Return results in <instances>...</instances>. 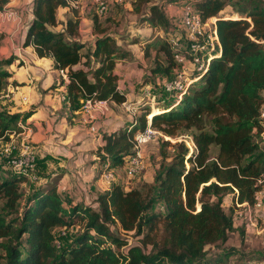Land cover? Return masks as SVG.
Wrapping results in <instances>:
<instances>
[{
	"label": "trees",
	"instance_id": "trees-1",
	"mask_svg": "<svg viewBox=\"0 0 264 264\" xmlns=\"http://www.w3.org/2000/svg\"><path fill=\"white\" fill-rule=\"evenodd\" d=\"M6 3L0 0V10ZM135 3L139 13L147 6L145 22L164 34L145 46V58L153 65L143 84H153L155 77L170 80L179 69L167 5H191L203 22L215 18L219 45L200 54L203 68L194 67L190 79L195 81L180 98L176 93L177 101L154 111L146 106L131 128L104 135L100 158L109 169L124 168L135 153L134 134L145 129L148 115L152 128L164 136L191 132L196 149L188 156L184 142L172 145L162 138V162L153 183L129 191L123 184L113 185L99 195L95 209L67 204L56 184L25 197L24 177L0 174V264H209L207 247L226 244L236 230L233 209L224 210L223 198L230 195L234 207L252 205L264 189V0ZM60 10L71 15L65 22L58 19ZM32 13L24 45L33 46L38 57L51 59L52 68L65 74L73 110L81 109L86 99L117 105L126 101L118 90L117 70L132 55L98 19L88 44L78 39L79 9L64 0H33ZM11 62L0 61V96L10 77L2 67ZM20 119L27 116L0 112V135L14 130ZM171 146L174 153L169 155ZM155 205L164 212H153ZM58 229L76 230L59 246ZM121 233L134 234L138 244L128 246ZM231 255L226 251L211 262L227 264Z\"/></svg>",
	"mask_w": 264,
	"mask_h": 264
},
{
	"label": "crops",
	"instance_id": "crops-1",
	"mask_svg": "<svg viewBox=\"0 0 264 264\" xmlns=\"http://www.w3.org/2000/svg\"><path fill=\"white\" fill-rule=\"evenodd\" d=\"M83 1L81 0L80 6ZM32 3L33 0H7L3 10H0V61L12 58L11 64L2 67L10 73V77L7 79L6 89L0 96V112L27 116L25 122L29 131L17 141L26 140L30 150L35 154L36 164L24 179L34 181L39 177L41 184L37 189L48 184H56L58 193L67 204H80L95 209L99 195L108 192L113 185H125V179L122 178L124 168L113 170L119 179L116 178L113 182L104 179L105 161L101 160L98 149L103 146L104 135L117 132L124 127L131 128L143 112L141 107L144 105L140 104L144 97L135 95L138 85L135 77L138 74L136 69L138 62L143 64L144 59L148 60L144 55L145 47L143 46L144 50H140L136 59L119 63L117 70L120 78L118 90L126 97L124 103L129 104V100L137 96L134 102V106L137 107L131 105L133 108L132 117L129 116L131 121L113 110L114 106L120 107L124 103L121 105L112 103L106 115H97L95 123L97 132H91L89 125L83 121L82 108L73 110L67 101L68 78L65 74L52 68L51 59L38 57L33 46L24 45L27 31L34 18ZM80 6L81 18L86 20L82 15L87 9ZM176 12H180V8H177ZM67 18L69 17L64 16L62 22ZM81 24L82 22L80 28ZM141 29L145 34L142 36L152 37L149 38V42L163 36L162 32H157L152 27L146 29L142 26ZM80 34L78 39L81 42L88 44L93 42L92 33L88 42L82 38L81 29ZM134 51L135 49H132V52ZM132 74L135 76L132 77ZM150 87L151 83L142 85L146 95L150 94ZM8 93L9 98L6 97ZM23 98L27 100L24 101ZM2 150L1 176L23 177L14 172L10 156L5 155ZM19 150L22 148L19 147Z\"/></svg>",
	"mask_w": 264,
	"mask_h": 264
},
{
	"label": "rangeland",
	"instance_id": "rangeland-1",
	"mask_svg": "<svg viewBox=\"0 0 264 264\" xmlns=\"http://www.w3.org/2000/svg\"><path fill=\"white\" fill-rule=\"evenodd\" d=\"M165 1L166 0H154L155 3L159 4H162ZM83 2L84 3L81 4L80 7H85V9L87 10H85L84 14L82 15V17L86 18V20H81L82 24L80 29L83 32L82 38L85 39L87 42L89 41L91 33L93 34L94 21L95 19H98L100 27L107 29V32L117 39L118 45L125 51L131 53V59H136L137 55L140 54V50H144L143 46H146V43L144 42H149V38H152L142 36L145 34L144 32H141L142 26L146 27V29H149L151 27L149 26L148 22H145V18L147 17L146 13L148 12L147 6H144L142 8V11L139 13L136 12V3L129 0L128 3L124 5H116L114 7H111L105 15L98 16L96 9L92 3L87 0H84ZM223 13L224 16H227L229 10H226ZM167 14V16L171 19V23L173 26V28L169 30L170 38L172 40L182 43V45H186L188 43V40L186 39L187 33L184 29L181 28L179 18L176 15L171 14L170 12H168ZM64 16L70 17L71 15L65 10H60L58 12L59 21L62 22V18ZM82 38L81 40H83ZM132 49H135V51L132 52ZM152 65L153 60L148 61L146 59H144L143 64H140L138 62V64L136 65V69H138V74L136 75L135 79L138 85L135 91V95L139 94V96L144 97L140 104V106L144 105L141 107L142 110L144 107L147 106L150 108L151 111H154L155 109L162 108L167 102L177 101L176 93L166 91L165 86L162 83L163 80H161L159 77H155L153 84L151 83L149 95H146L145 90H142L143 79L146 77L148 69L150 68V66L152 67ZM189 66V70H186L187 72L183 79L184 83L189 82L187 79L190 78V74L192 73V70L194 68V65L192 63H190ZM133 76L135 75L132 74V77ZM154 83L157 85L155 86ZM135 99H137V96ZM135 99L131 98L129 100V104L133 107H137L136 105L134 106ZM146 102H148L149 104H144ZM113 110H115L116 113H119L124 116L126 120L129 119V121H131V118L129 116L132 117V113L126 110L123 105L120 107L114 106ZM162 138H164L166 141H170L172 145L183 140L190 143V140L192 139L191 132L179 135L175 138L164 136L162 133L159 132L155 136V138L144 147L143 156L146 168L143 173L139 176L129 178L126 175L125 170H122V178L124 177L125 179L124 186L127 191L133 188H139L143 182L153 183L155 173L159 169L162 162V156L160 154V141ZM186 145L190 151V147L187 143ZM168 151L169 155H172L174 153L173 147H169ZM216 152V150H213L214 155L216 154ZM115 176L119 179L118 175L115 174ZM40 184L41 182L39 177H37V179L34 181H25V183L22 184V190L25 197H29L35 190H37V187H39ZM222 206L227 213H231V209H233L234 213L235 207L232 204V197L230 195H226L223 198ZM153 210V212L155 213H163L164 207L162 205H155ZM235 228L236 230H234L230 234L229 240L226 244H219L214 247H207L206 261L209 264H213V262L211 261L217 255L222 256L226 251H231L232 255L228 258L227 264H264V217L262 218V214L257 215V222L255 223V226L252 227H248L244 222L235 219ZM76 229H70V231L58 229L56 231V235L58 237V245L62 246L63 242H65L69 238V235L73 234V230ZM119 237L126 239L129 245H135L139 242V238H137L134 234L131 233H121ZM123 250L125 251L126 247H124Z\"/></svg>",
	"mask_w": 264,
	"mask_h": 264
},
{
	"label": "built area",
	"instance_id": "built-area-1",
	"mask_svg": "<svg viewBox=\"0 0 264 264\" xmlns=\"http://www.w3.org/2000/svg\"><path fill=\"white\" fill-rule=\"evenodd\" d=\"M70 7L79 9L81 0H64ZM92 3L99 16L105 15L111 7L116 5H124L129 0H87ZM135 2L136 0H130ZM177 9L174 5H167L166 12H170L176 15L180 20L181 28L187 33L186 39L188 43L182 45V43L172 40V49L174 52V59L179 64V69L176 75L170 80H163L166 91L174 92L181 95L186 91L189 85L195 80L187 79L189 82L184 83L183 79L186 74V70H189V64L192 63L194 67H198V71L203 68L204 61L200 58L201 53H209L215 50L219 45V39L216 31V19L212 18L205 22L202 21L199 14L191 5L183 6L180 12H176ZM8 14V13H7ZM9 16L11 13L8 14ZM210 59H207L209 63ZM194 69V68H193ZM12 92V91H10ZM13 93V92H12ZM3 94V93H2ZM9 98V93L6 95ZM26 101V98H23ZM111 102L108 100H93L86 99L82 105V111L84 114L83 121L89 125L91 132H97L96 119L97 115H106L111 109ZM123 104V103H122ZM123 106L126 110L132 112L131 105L124 103ZM261 118L264 119V113L262 110ZM136 123V120L134 124ZM29 131V127L26 122L20 119L16 128L12 131H7L3 135H0V151L5 155L10 156V164L13 166L14 172L20 176H27L30 169H33L36 164V157L34 152L30 150V146L26 143L25 139L20 142L17 139L23 137L25 133ZM159 132L152 128L149 115L147 116V126L144 130H139L134 134L133 147L135 153L126 158L124 170L129 178L139 176L146 168L144 163V147L150 143ZM182 140V139H181ZM181 142L187 143L190 147L188 156H190L196 149L193 140L190 143L183 140ZM3 146V147H2ZM19 147L22 150H19ZM103 177L106 181H113L116 179L115 173L112 169H109L108 163L103 165ZM262 214L264 217V189L260 190L256 195V201L254 204H236L234 210V222L235 219L244 222L248 227L255 226L257 222V215ZM129 246V244H128Z\"/></svg>",
	"mask_w": 264,
	"mask_h": 264
},
{
	"label": "bare ground",
	"instance_id": "bare-ground-1",
	"mask_svg": "<svg viewBox=\"0 0 264 264\" xmlns=\"http://www.w3.org/2000/svg\"><path fill=\"white\" fill-rule=\"evenodd\" d=\"M150 121H151V118L149 117Z\"/></svg>",
	"mask_w": 264,
	"mask_h": 264
}]
</instances>
